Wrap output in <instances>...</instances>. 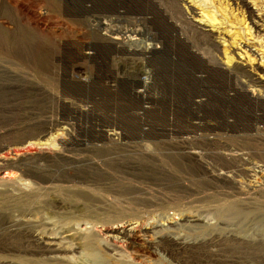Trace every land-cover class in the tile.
I'll use <instances>...</instances> for the list:
<instances>
[{
	"label": "rangeland",
	"instance_id": "374dc122",
	"mask_svg": "<svg viewBox=\"0 0 264 264\" xmlns=\"http://www.w3.org/2000/svg\"><path fill=\"white\" fill-rule=\"evenodd\" d=\"M94 1L0 0V264H264V0ZM111 15L159 44H121L102 18V36L82 29ZM178 61L245 119H149L184 99Z\"/></svg>",
	"mask_w": 264,
	"mask_h": 264
},
{
	"label": "water",
	"instance_id": "95a60500",
	"mask_svg": "<svg viewBox=\"0 0 264 264\" xmlns=\"http://www.w3.org/2000/svg\"><path fill=\"white\" fill-rule=\"evenodd\" d=\"M104 1L106 0H95L94 2L95 4L99 5ZM187 62L188 61H184L183 63L182 61L171 62L174 66L171 74H173L175 79L179 80L180 84L178 85L181 87L179 93L184 98L183 100H179L178 106H175L176 108L166 103H156V108L149 109L148 106H143L145 104L139 97V101H134L133 107L149 109L148 111L145 110V112H147L146 116H148V118L153 122L163 121L165 116L169 114V111H172V113L175 115L176 122L182 125L192 122V120L204 122L208 124V126L215 127L217 130L226 129L230 126H234L235 124L239 125L238 121L245 119L243 118L244 115L241 112L233 109L232 112L224 110V107H222L223 104H220L223 103V92L218 88V86L213 87L205 80L207 85L200 86L201 88L199 87V89H197L198 87L195 86L194 81L191 78L192 76L194 77V73L191 71L192 67L190 64H188L190 62ZM153 68V73H156V66ZM83 88L85 89L87 87H81L79 85L71 95L88 101L92 100V102L96 103L93 97L94 94H89L86 92L83 93ZM105 93L108 94V91L101 90L96 94L103 98ZM229 120H233L235 124ZM165 124H167V122H165L164 125Z\"/></svg>",
	"mask_w": 264,
	"mask_h": 264
},
{
	"label": "bare ground",
	"instance_id": "6f19581e",
	"mask_svg": "<svg viewBox=\"0 0 264 264\" xmlns=\"http://www.w3.org/2000/svg\"><path fill=\"white\" fill-rule=\"evenodd\" d=\"M131 1H133V2H136V3H140L141 2V0H131ZM72 2H73V4L75 5V4H77L78 2H79V0H72ZM144 3V2H143ZM145 4V3H144ZM143 4V5H144ZM67 9H68V7H67ZM67 9H66V11H67ZM189 9H190V11L191 12H193L194 10V8L192 7V6H190L189 7ZM193 15H195L194 13H193ZM109 17H111V18H109ZM97 18H101V17H95V18H91V19H89V21H92V20H96ZM121 18H124L123 16L122 17H114V15L112 16H105V17H102V19H104L105 20V22H110V23H112L113 25H117V24H115V23H117L118 21H122V19ZM207 19L206 18V16H203V14H200V17L198 18V23H202V19ZM142 21H139V23H137L136 21H134V20H132V19H128V20H126L130 25H135V27L136 28H131V29H128V28H126V27H123V28H119V27H116L118 30H119V32H120V38H121V40L122 41H124V43H121V44H135V42L136 41H139V42H144L145 40H147V39H149L147 42H149L148 43V46L149 45H152L151 47L153 48V46L154 45H156L155 44V42L156 43H158V39H156L157 38V34L155 35V33H153L152 31H151V29L149 28V27H147V29H146V33H145V35H141V38H140V34H141V32H142V30L144 29L143 27H142V22H143V20H145L144 18H142L141 19ZM85 21H87V20H82V22H85ZM207 21V23H206V25H208L209 27H211L210 29L211 30H209L208 32L207 31H203V30H201L202 32H201V35H202V37H205V39H206V41L208 42V43H206V45L207 46H211V47H213V48H217V45L218 46H222L223 44H224V42L222 41V31L221 32H219L220 30H215L216 31V33L217 34H215V36L216 37H214L213 36V34H214V32H213V29H215V27L217 26L216 25V22H215V19L213 18V17H210L208 20H206ZM259 21H261L260 19H259ZM94 22H96L97 23V21H94ZM144 23V22H143ZM197 25H199V24H197ZM200 26V25H199ZM144 27L146 28V26H145V23H144ZM259 29V28H258ZM103 32H104V30H102ZM110 32L108 33V36H110L111 34H112V31H114L115 32V29H113L112 31L111 30H109ZM258 32L259 33H263V35H264V30L263 29H259L258 30ZM127 33H129V35L128 36H125V35H127ZM114 35H116V34H114ZM107 36V37H108ZM123 36H125V38L126 37H129V38H127L126 40H125V38H123ZM138 36V37H137ZM120 39H118L117 41H119ZM216 41V42H215ZM222 41V42H221ZM205 43V42H204ZM106 44H112V45H115V44H113V43H106ZM159 44V43H158ZM117 45V44H116ZM149 48V47H148ZM151 49V48H150ZM145 49H144V46H140V49L139 50H137V49H135V50H132L133 52H135V54H143L144 55V53H143V51H144ZM150 53V52H149ZM148 53V54H149ZM224 53H226V48H224ZM151 54V53H150ZM170 78H174V77H172V74L169 76ZM169 87H170V89H173L172 90V92L173 93H175V94H177L176 93V91L179 93V91L181 90V87L178 85V86H174L173 84L171 85H169ZM166 88H168L167 86H166ZM176 90V91H175ZM170 92V91H169ZM166 104H168V103H166ZM107 233H109V234H112V233H120L118 230H110L109 232H107Z\"/></svg>",
	"mask_w": 264,
	"mask_h": 264
},
{
	"label": "built area",
	"instance_id": "2783aa9c",
	"mask_svg": "<svg viewBox=\"0 0 264 264\" xmlns=\"http://www.w3.org/2000/svg\"><path fill=\"white\" fill-rule=\"evenodd\" d=\"M109 18H111V17H109ZM121 19H122V21H118L117 23H115L117 25H113L110 22H105L104 20H101V22L103 23V25H101V26H107V27L109 26V27H112V28H114V27H119V28L120 27L121 28L126 27L127 28V26L130 25V24L126 20H124V18H121ZM129 19H132V20L136 21L137 23H139V21H142L141 20L142 18H138V19L137 18H129ZM143 22L145 23V20H143ZM143 22H142V27L144 29L142 30V32L140 34V38H141V35H145V33H146V28L144 27V23ZM96 24H97L96 22L89 21V19H88L82 25V29H90V30H93L94 29L96 31H99V35L102 36L103 31L100 28L101 26L100 27H97ZM131 28H136V27H135V25L132 24V25H130V27L128 29H131ZM128 35H129V33H127V35H125V36H128ZM125 36H123V38H125ZM127 38H129V37H126L125 40ZM147 41H148V39L145 40L143 43H145ZM210 136H212V135H210ZM176 139H177V142H181V143H187V142H190V141H193V140H196V139H200V140L201 139L213 140V139H210L208 135L200 134V133H197V134L196 133H187V135H182L181 137H177ZM170 140L173 143V141L175 140V138H170ZM218 141H219V139L217 138V139L214 140V143H217ZM185 153L191 154V155H195V154H192V152H190L189 150L188 151H185Z\"/></svg>",
	"mask_w": 264,
	"mask_h": 264
}]
</instances>
